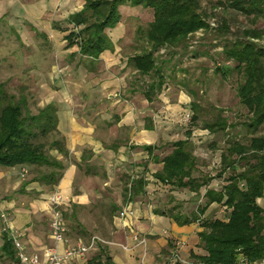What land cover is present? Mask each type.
I'll use <instances>...</instances> for the list:
<instances>
[{"label":"trees","instance_id":"1","mask_svg":"<svg viewBox=\"0 0 264 264\" xmlns=\"http://www.w3.org/2000/svg\"><path fill=\"white\" fill-rule=\"evenodd\" d=\"M225 2L226 7L246 16L264 18V0ZM120 6H141L152 11V20L146 27L136 29V39L140 41V35H143L144 43L136 44L135 49L138 50L127 56L126 62L139 77H148L147 81L136 84L137 89L135 86L132 89L139 90L148 101H152L169 85L168 82L180 84V80H175V65L167 72L165 65L168 61L155 54L161 48L180 47L184 51L187 38L208 25L202 12L198 11L199 0H83L82 7L64 19L69 28H60L57 24L53 28L61 31L69 29L64 36L66 48L76 47L70 56L73 58L78 55V62L87 70L94 71L101 53L114 50L108 30L115 28L121 21ZM228 30L225 22L218 27L222 37ZM263 36L264 27L246 29L233 38L224 36L221 44L224 63L213 70L222 79L234 73L239 77L235 91L239 103L247 109L245 120L229 123L223 115V109L218 107H212L210 119L202 118L201 105L195 99L196 92L187 87L186 80L181 81L185 92L193 98L189 101L192 110L190 124L210 134L220 133L226 137L221 148L216 147V141L212 143V148L220 150L218 176L228 171L220 188L209 187L213 177L202 174L198 169L197 157L193 154L190 141L191 128L186 131L185 138L173 141L172 150L162 157L155 154L159 146L141 145V150L149 157L140 164L143 170L136 177L124 175L121 180L124 200L144 194L149 183L145 175L149 172L148 161L153 159L161 163V168L151 173L153 180L173 190L187 189L194 194H200V189L205 187L196 209L188 214L181 212L180 205L154 209L155 213L173 219L178 225L197 223L201 228L197 232V246L203 249L204 254L191 251L189 260L184 262L179 256L174 257L176 248L171 250L173 245L170 242V250L161 251L163 257L167 256L168 263L239 264L238 257H241V262L246 264H264V208L257 202L264 194V133L261 132L264 129V45L253 40ZM57 110L56 104L48 103L33 112L24 93L18 96L11 94L0 83V166L30 167L29 171L33 174L30 181H36L49 189L57 185L64 164L51 152L56 150L58 154H68L64 138L57 128ZM237 124L244 131L241 137H237L238 132L232 131ZM24 186L22 184L21 190ZM213 203L225 206V218L203 216ZM59 209L66 226V237L75 234L73 236L77 241L96 235L91 233L93 231L108 237L112 217L120 211V207L113 203L106 207L94 204L89 209L72 204L69 208ZM96 209H99L95 215L100 223L89 228L87 236V226L81 222L79 213L85 210L94 213ZM4 236L1 252L18 264L13 245L7 235ZM83 264L117 263L107 243L99 242Z\"/></svg>","mask_w":264,"mask_h":264},{"label":"crops","instance_id":"2","mask_svg":"<svg viewBox=\"0 0 264 264\" xmlns=\"http://www.w3.org/2000/svg\"><path fill=\"white\" fill-rule=\"evenodd\" d=\"M73 2L75 1L40 0L34 6L36 10H41V13L51 12L52 9L57 11L69 8L67 16L82 7V4H78V7L71 6ZM5 5L6 1L0 0V16L6 9ZM121 8L122 6L120 10ZM31 16L34 15L31 14ZM66 16H63V22ZM123 21L122 15L116 27L108 30V35L114 42V50L101 53L99 60L95 63L97 69L93 71L94 73L81 64L76 67L78 74L72 79L73 83L78 82L81 87L85 86L84 83H89V88L83 90L80 87V90L74 93V97L73 94L59 90V93L45 102V104L54 103L58 108L57 128L68 150L67 155L58 154L56 150L51 152L64 164L63 174L58 184L51 189H46L38 182L30 181L33 176L29 171L30 167L0 166V213L4 212L10 225L23 234V242L29 252L52 247L59 255H63L66 243L56 242L50 234L52 205L49 198L53 194H59L62 197L61 204L65 205V208H69L72 204L88 209L94 204L106 207L108 201H110L108 206L113 203L120 207V211L112 217L108 229L109 239H107L108 242L110 241L109 252L117 264H140L141 262L165 264L161 251L170 250L168 247L170 242L173 245L171 250L176 248L175 251H178V256L184 262L189 260L191 251L195 254H204L203 249L197 246L199 241L197 232L201 229L197 223L178 225L173 219L155 213L154 209L180 205L181 212L188 214L196 209L205 187L204 191L200 189L201 195L199 199L196 198V205L187 210L186 204L193 201L191 196L190 199L180 198L176 190L170 191L164 198L165 195L157 189L149 188V184L154 181L151 179V173L155 171V169H149V172L145 174L149 180L145 187L146 192L130 200H124L121 180L124 175L136 177L140 174V146L155 145L161 137L160 128L155 120V116L162 107L161 102H166L163 107L171 112V110L185 108L184 105L189 102V98L188 94L182 90H179L180 94H176V102L166 100L163 91L152 101H148L138 90L131 89L126 93L123 89L125 93L121 94L120 90L122 86L124 87L122 77L111 74L109 69L115 61L110 60V56L120 49L119 40L124 37ZM60 28H69V26L66 24L65 27L60 26ZM51 29L54 32L63 33L64 51H67L69 48H66L64 36L69 29L67 31ZM45 32L48 33V31ZM98 65L101 67L99 68ZM82 75L87 76L82 77ZM94 80L95 82L91 83ZM72 98H75V105ZM146 157L149 158L148 154ZM151 161L154 162L153 159L148 162ZM116 175L117 183L115 182L114 187L110 186ZM22 184H25L23 190H21ZM115 186L119 188L118 199H111L109 195L116 188ZM188 193L194 194L190 191ZM106 197L109 198L108 201ZM171 197H173L172 200ZM263 199L264 194L257 199L262 207L260 202ZM216 205L218 204H211L203 216L209 218L210 209L215 208ZM123 210L127 212L123 213ZM2 224L0 218V264L14 263V260L7 258L1 252L5 238V233L1 231ZM132 234L143 237L145 243L140 244L133 240ZM74 241L77 240L74 239ZM83 262V258L73 257L66 264H83Z\"/></svg>","mask_w":264,"mask_h":264},{"label":"rangeland","instance_id":"3","mask_svg":"<svg viewBox=\"0 0 264 264\" xmlns=\"http://www.w3.org/2000/svg\"><path fill=\"white\" fill-rule=\"evenodd\" d=\"M3 1H6V9L0 16V83H3L5 89L11 94L18 96L20 93H24L27 96L29 107L33 112H36L38 107L44 106L46 101L54 97L56 93H59V90L63 93L67 92L73 94L74 97V93H77L81 87L78 82L73 83L72 80L76 77V74H78L76 67L80 64L78 62V55L73 58L70 56L71 51L76 49V47H71L67 51H64L65 42L62 39L63 33H57L51 29L54 24H60V26L65 27L66 23L63 22V16H66L69 8L59 9L57 10L58 13H56L57 11H54V9H52L53 11L51 12L41 13V10H36V6H34L40 0ZM70 1H75L71 4V6L74 5L75 7H78V4H83V0ZM225 1L226 0H199L200 8L198 11L202 12V17L205 19L208 27L190 35L185 42L187 48L184 51H182L180 47L161 48L155 55L168 61L165 65V70L167 72L175 65V80H180V84L175 83V81L168 82L169 85L163 89L166 100L169 102H176V94H180L179 90L185 93V88L182 86L181 81L186 80L187 87L196 92L195 99L199 105H201L200 114L202 118L210 119L213 114L212 107H218L223 109V115L226 116L229 123H239L245 120L247 116V109L239 103L235 91L239 82V77L234 73L228 76L227 79H222L221 76L216 74L213 70L217 65H222L224 63L221 54V44L224 40V36L233 38L234 36L241 35L246 29H261L264 27V18L254 19L246 16L236 10L226 7ZM120 12L124 17V21L122 22L124 37L119 40L120 44L118 47L120 49L116 54L110 56V60L115 61L113 62L114 64L110 66L111 69H109V72L113 75L122 77L124 87L122 86L120 91L122 92L121 94H123L125 90L126 93L127 91L129 92V90L131 91L133 86L137 89L136 84L139 82L141 84L143 83L142 81L145 82L148 79L147 76L142 78L139 77L133 67L127 65L126 62L127 56H131L134 54L135 50H138L135 49L136 44L139 45V43H144L143 35H140V41L136 39V29L138 27H146L152 20V11L142 8L141 6L132 8L122 6ZM31 14L36 17L31 16ZM222 22H225L226 26L229 28L228 32L224 34L223 37L218 32V27ZM32 27H34V29ZM45 31H48L49 34ZM18 36L20 39H18ZM253 40L264 45V36L260 39ZM94 67V70H96V66ZM98 67L100 68L101 66L98 65ZM86 76L87 75H82V77ZM93 82H95V80L91 81V83ZM84 84L85 86L81 88L83 90L88 89L89 83ZM123 89L125 90L122 91ZM188 98L189 101L190 99L193 100L189 95ZM72 99L75 105V98ZM87 102H90L89 99ZM165 103L166 102H161L162 107L157 116H155L156 124L161 131V137L155 143V145L159 146L155 153H157L159 157L168 154L172 150L171 143L177 139H183L186 136V131L191 128L193 133L190 136V141L193 145V154L197 157L198 169L202 174H208L213 177L209 183V187L219 189L225 182L224 179L228 171L218 176L220 150L212 148V143L216 141L215 143L218 145L216 147L221 148L226 141L225 135L220 133L214 135L206 132L204 129L193 127L190 124L192 110L189 102L184 105L185 108L171 110V112L163 107ZM232 131L238 132L237 137H241L244 134L239 124H237ZM261 132L264 133V129H262ZM146 156L147 153L140 148V164L148 160ZM160 166L161 164L159 162H148L150 170H157ZM139 170L140 172L143 170L142 165H140ZM198 174L199 173H195V175ZM115 177H117V175L114 176V180L110 186L115 185V179H117ZM115 187L116 188L111 191L109 195L111 199H118L119 188L118 186ZM149 188L157 189V191L165 195L164 198H166V195L168 196L170 191H176L171 189L170 186L163 185L155 180L149 184ZM46 189L49 188L46 187ZM201 191H204V187L201 188ZM200 195L201 194L190 195L186 189L178 190L177 192V196L180 198L186 197V199H190V196L193 198L190 204H186L187 210L196 205ZM105 199L108 201L109 198L106 197ZM109 202L110 201L106 202L107 206ZM260 203L264 207V199L261 200ZM51 205L53 215L54 207L52 203ZM62 205L63 204H60V208H65V205ZM210 210L209 218H225V207L216 205L215 208ZM98 212L99 209H96L94 213L88 210L79 213V217L87 226V230L96 227L97 222L98 224L100 223L95 215ZM88 231L87 236L90 233V231ZM91 233L107 241V245L109 246L110 241L108 242L107 240L109 237H104L97 231ZM73 235L75 234H70L67 237L70 246L76 244ZM88 240L89 238L87 239L86 237L82 242L87 243ZM67 244L68 243H66V246H68ZM91 252H93V249L83 257V260L91 256ZM163 258L164 263L168 264V262H166L167 256ZM9 264L17 263L14 261V263ZM140 264H143V262Z\"/></svg>","mask_w":264,"mask_h":264},{"label":"built area","instance_id":"4","mask_svg":"<svg viewBox=\"0 0 264 264\" xmlns=\"http://www.w3.org/2000/svg\"><path fill=\"white\" fill-rule=\"evenodd\" d=\"M50 201L54 207L53 215L50 219V234L52 239L56 242L68 243L63 255H59L52 247H44L41 251H27L23 242V234L10 225L4 212L0 213V217L3 220L1 231L5 233L10 239L18 264H66L70 258L75 257L82 259L85 257L91 249L96 247L97 243H107V241L103 240L102 238L93 235L89 238L87 243L78 240L76 241V244L70 246V242L66 237V226L59 209L60 204L62 203V197L59 194H53L50 198ZM126 212L127 211L123 210V213ZM128 213L131 212L128 211ZM132 238L140 244L145 243V239L143 237H139L137 234H132ZM124 248L126 247L124 246ZM174 257H178L176 251L174 252ZM241 260L242 258L240 257L238 260L240 262L239 264H246L241 262Z\"/></svg>","mask_w":264,"mask_h":264}]
</instances>
